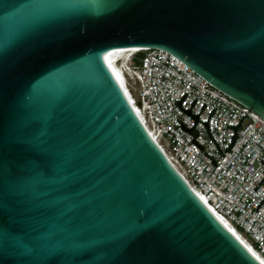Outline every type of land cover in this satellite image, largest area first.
<instances>
[{
	"label": "water",
	"instance_id": "95a60500",
	"mask_svg": "<svg viewBox=\"0 0 264 264\" xmlns=\"http://www.w3.org/2000/svg\"><path fill=\"white\" fill-rule=\"evenodd\" d=\"M141 48L264 118V0H0V264H262L108 67L109 52Z\"/></svg>",
	"mask_w": 264,
	"mask_h": 264
},
{
	"label": "built area",
	"instance_id": "2783aa9c",
	"mask_svg": "<svg viewBox=\"0 0 264 264\" xmlns=\"http://www.w3.org/2000/svg\"><path fill=\"white\" fill-rule=\"evenodd\" d=\"M129 70L126 87L150 136L189 186L264 258V118L164 49L135 52ZM186 93L182 108L200 114L196 125L177 103ZM244 116L238 139L225 151L235 134L229 125ZM178 120L194 127L191 133Z\"/></svg>",
	"mask_w": 264,
	"mask_h": 264
},
{
	"label": "bare ground",
	"instance_id": "6f19581e",
	"mask_svg": "<svg viewBox=\"0 0 264 264\" xmlns=\"http://www.w3.org/2000/svg\"><path fill=\"white\" fill-rule=\"evenodd\" d=\"M147 48H141V49H119V50H115V51H111L108 53L107 56V63H108V67L110 68V70L112 71V73L114 74L116 80L118 81L121 89L123 90L128 102L130 103L131 107L133 108L134 112L136 113V115L138 116L137 113V108L136 106H134L132 104L133 100H132V96L129 92V90L126 87V83H127V71H129V63H125V60L123 62V58H125V56L128 53L131 52H138V51H143ZM123 63V64H122ZM139 118V116H138ZM140 119V118H139ZM141 121V120H140ZM143 124V123H142ZM145 127V126H144ZM146 128V127H145ZM148 131V130H147ZM149 133V132H148ZM150 135V133H149ZM153 139V138H152ZM160 147V146H159ZM164 152V151H163ZM165 153V152H164ZM193 190V189H192ZM194 191V190H193ZM194 193L199 197V199L204 203V205L230 230L232 231L239 239L240 241L244 244V246L250 251V253L258 260L260 261L262 264H264V258L256 251V249L250 244L248 243V241L245 239V237L243 235H241L232 225H230L226 220L222 219L219 215H217V213H215L209 206L208 204L204 201V199L201 197V195L197 192L194 191Z\"/></svg>",
	"mask_w": 264,
	"mask_h": 264
},
{
	"label": "clouds",
	"instance_id": "9594fccd",
	"mask_svg": "<svg viewBox=\"0 0 264 264\" xmlns=\"http://www.w3.org/2000/svg\"><path fill=\"white\" fill-rule=\"evenodd\" d=\"M135 52H132V53H127V55L125 56V58L126 59H123V62H124V60H125V63H129L130 61H131V57L133 56V54H134ZM123 64V63H122ZM127 72V75H128V77H130L131 76V71L129 70H126Z\"/></svg>",
	"mask_w": 264,
	"mask_h": 264
},
{
	"label": "rangeland",
	"instance_id": "374dc122",
	"mask_svg": "<svg viewBox=\"0 0 264 264\" xmlns=\"http://www.w3.org/2000/svg\"><path fill=\"white\" fill-rule=\"evenodd\" d=\"M124 59V57H122Z\"/></svg>",
	"mask_w": 264,
	"mask_h": 264
}]
</instances>
